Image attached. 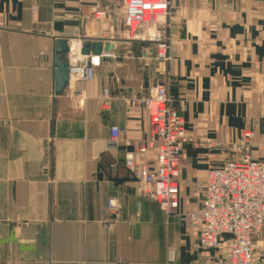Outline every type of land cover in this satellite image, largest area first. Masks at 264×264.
Masks as SVG:
<instances>
[{
    "label": "crops",
    "instance_id": "0c3cea01",
    "mask_svg": "<svg viewBox=\"0 0 264 264\" xmlns=\"http://www.w3.org/2000/svg\"><path fill=\"white\" fill-rule=\"evenodd\" d=\"M171 1V45L163 49L127 37L121 0H0V264H189L217 256L199 246V228L185 214L201 206L209 167L232 158L229 145L244 132H255L252 156L264 164V0ZM95 6L102 19L87 17ZM59 38L117 47L57 95ZM160 87L190 139L179 215L171 217L125 167L151 134L148 113L129 98ZM139 161L154 165L156 151ZM255 246L264 264V232Z\"/></svg>",
    "mask_w": 264,
    "mask_h": 264
},
{
    "label": "built area",
    "instance_id": "2783aa9c",
    "mask_svg": "<svg viewBox=\"0 0 264 264\" xmlns=\"http://www.w3.org/2000/svg\"><path fill=\"white\" fill-rule=\"evenodd\" d=\"M121 6L129 39L152 42L169 49L173 16L171 0H121ZM104 16L105 12L95 6L87 17L102 19ZM79 53L80 49L73 59L71 46L70 68L77 78L84 80L88 71L99 62L92 58V66H88L89 58H81ZM110 54L103 53L102 56ZM72 94L85 99L80 91ZM129 103L148 113L151 134L126 155L125 167L144 196L153 199L167 217L177 216L182 160L185 145L190 142L183 118L174 108L166 88H157L149 95L130 97ZM119 135V128L112 127V146ZM254 139V131L244 132L239 140L229 145L234 156L221 165L209 167L202 204L185 214V219L199 228V246L216 251L217 256L210 261L189 264H257L255 241L264 232V164L252 156ZM219 146L223 145L207 144L211 150ZM150 150L156 151V163L140 162L139 156ZM209 155L213 157L214 153ZM108 207L117 214L115 198L109 199Z\"/></svg>",
    "mask_w": 264,
    "mask_h": 264
},
{
    "label": "water",
    "instance_id": "95a60500",
    "mask_svg": "<svg viewBox=\"0 0 264 264\" xmlns=\"http://www.w3.org/2000/svg\"><path fill=\"white\" fill-rule=\"evenodd\" d=\"M117 42L111 40L88 41L80 46V54L91 57L88 66H92V58L100 57L103 53H113L116 50ZM71 45L66 38H59L56 41L55 57V93L61 95L65 89L74 82L83 81L77 78L70 68Z\"/></svg>",
    "mask_w": 264,
    "mask_h": 264
},
{
    "label": "bare ground",
    "instance_id": "6f19581e",
    "mask_svg": "<svg viewBox=\"0 0 264 264\" xmlns=\"http://www.w3.org/2000/svg\"><path fill=\"white\" fill-rule=\"evenodd\" d=\"M78 44V45H77ZM72 49H73V59H75L76 58V53L78 52V50L80 49V44L79 43H72ZM95 58H97V60H98V57H95Z\"/></svg>",
    "mask_w": 264,
    "mask_h": 264
},
{
    "label": "rangeland",
    "instance_id": "374dc122",
    "mask_svg": "<svg viewBox=\"0 0 264 264\" xmlns=\"http://www.w3.org/2000/svg\"><path fill=\"white\" fill-rule=\"evenodd\" d=\"M128 37V36H127ZM129 38V37H128ZM133 41H135V40H133Z\"/></svg>",
    "mask_w": 264,
    "mask_h": 264
}]
</instances>
